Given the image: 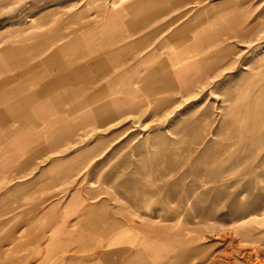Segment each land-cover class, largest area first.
Wrapping results in <instances>:
<instances>
[{"label":"rangeland","instance_id":"obj_1","mask_svg":"<svg viewBox=\"0 0 264 264\" xmlns=\"http://www.w3.org/2000/svg\"><path fill=\"white\" fill-rule=\"evenodd\" d=\"M128 10L133 19L153 17L140 30L151 35L120 52L127 63L112 64L109 76L149 54L168 57L162 42L176 35L180 50L194 41L188 61L199 84L129 95L142 106L73 126L71 135L57 131L53 147L46 124H0V264H55L103 250L108 238L94 229L86 249L49 245L97 203L134 235L164 232L178 264H264V0H0V39L56 24L119 30ZM79 113L63 121L76 124ZM28 133L37 140L17 145Z\"/></svg>","mask_w":264,"mask_h":264},{"label":"crops","instance_id":"obj_2","mask_svg":"<svg viewBox=\"0 0 264 264\" xmlns=\"http://www.w3.org/2000/svg\"><path fill=\"white\" fill-rule=\"evenodd\" d=\"M131 14L128 10L129 18L120 23L119 30L98 31L90 25L84 30L70 27L64 31L56 24L45 30L27 29L1 38L0 124L7 123L9 119L22 128L46 124L51 127L46 136L51 138L49 146L53 147L61 137L57 131L66 128V134L71 135L73 126L106 122L127 108L142 106V101L132 103L129 95L141 92L152 95L174 89L192 92L200 77L196 63L188 61L194 50V41L192 50H180V38L176 35L168 36L162 42L163 46L172 49L168 57L149 54L146 59L120 70L115 77L109 76L112 64L120 66L127 63L126 59L119 57L120 52L140 48L151 35L140 34V30L143 23L153 17L147 15L146 19L144 16L133 19ZM116 15V12L109 13L107 20ZM143 61H147L146 70L139 68L145 63ZM196 73H199L198 77ZM100 80H104L103 83L94 85ZM134 83H140L141 88H134ZM65 105L69 106L66 108ZM76 111H80L78 123L71 125L63 121L65 115ZM36 140V136L28 133L16 143L26 146L27 141ZM27 164H19L18 168L22 169ZM61 165L59 163L56 167ZM105 210L102 203L84 207L72 228L66 230L65 237L51 239L49 244L62 250L69 245L77 250L86 249L93 243L86 231L94 229L108 238L103 250L86 256H62L55 264L179 263L176 248L164 244V232L149 234L138 229L134 235L120 221L108 218ZM101 221L107 222L106 228H101ZM133 241L136 245L132 252L117 247ZM177 247L181 253L184 244Z\"/></svg>","mask_w":264,"mask_h":264}]
</instances>
